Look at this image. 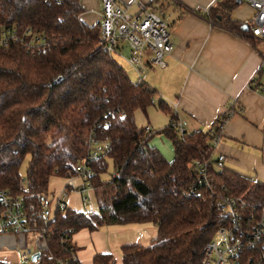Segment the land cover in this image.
I'll return each instance as SVG.
<instances>
[{"label": "trees", "instance_id": "16d2710c", "mask_svg": "<svg viewBox=\"0 0 264 264\" xmlns=\"http://www.w3.org/2000/svg\"><path fill=\"white\" fill-rule=\"evenodd\" d=\"M167 1L153 0L151 6L165 10ZM234 5L212 8L202 16L240 30L228 17ZM82 13L79 0H0V28L19 34L28 29L45 41L40 50L29 52L13 43L0 48V191L20 199L27 215L41 226V202L50 178L75 176L73 166L86 154L94 130L101 146L89 181L98 212L57 210L37 264H56L68 256L63 231L72 230L73 236L83 229L130 224H152L157 236L145 247L123 246V264H202L203 249L218 226L217 212L209 195L186 198L185 192L196 178L194 161L211 155L210 134L180 136L168 124L154 134L171 139L173 160L150 148L154 134L136 126L135 112L146 114L155 105L172 122V108L164 100L155 104L156 90L143 79H130L100 45V23L85 25ZM248 33L240 31L246 37ZM26 157L23 177L20 167ZM108 161L114 174L103 181ZM210 180L220 195L239 196L256 208L264 203L261 183L214 169ZM243 254V264H264V245ZM111 260L98 255L93 263Z\"/></svg>", "mask_w": 264, "mask_h": 264}, {"label": "crops", "instance_id": "0c3cea01", "mask_svg": "<svg viewBox=\"0 0 264 264\" xmlns=\"http://www.w3.org/2000/svg\"><path fill=\"white\" fill-rule=\"evenodd\" d=\"M122 1L131 5V11L136 9L132 4L134 0ZM136 1L151 5L153 0ZM79 2L83 9L81 21L87 26L100 23L102 0ZM232 2L235 5L229 11V20L247 26L254 10L242 1L168 0L164 12L169 11L166 17L172 51L166 58V67L162 70L148 68L143 81L156 90L158 101L164 100L170 108L176 105L178 115L186 122L187 132H209L215 122L231 110L232 116L214 157L218 154L225 156L224 171L264 185V99L255 90L256 86L264 84V54L259 47L264 41L251 37L249 33L247 37L241 35L242 27L240 30L221 27L202 16L212 8L227 10ZM241 6L249 9V17ZM150 107L144 114L147 123L143 127L149 125L156 131L170 124V115L155 105ZM138 112L141 111L135 114ZM155 140L153 138L151 142ZM162 155L170 161L169 152H162ZM67 185L70 187L64 199L67 209L98 212L94 188L78 176L69 179L52 176L48 194L56 197ZM156 236L157 228L152 224L111 225L93 232L80 230L73 235L72 241L79 264H94L93 259L98 255L111 256L110 264H123V246L145 247ZM0 237L10 238L12 235ZM18 251L4 252L0 248V261L17 264Z\"/></svg>", "mask_w": 264, "mask_h": 264}, {"label": "built area", "instance_id": "2783aa9c", "mask_svg": "<svg viewBox=\"0 0 264 264\" xmlns=\"http://www.w3.org/2000/svg\"><path fill=\"white\" fill-rule=\"evenodd\" d=\"M251 6L254 10L252 26L248 28L251 37L264 41V0H240ZM136 7L130 10L131 5L122 0H102L100 19V45L113 58L118 57L138 76L148 68L164 69L166 58L171 54L172 43L169 33V24L166 14L159 6L145 5L134 0ZM44 39L35 35L31 30L21 34L14 29L0 28V48L11 43L19 44L27 52L40 50ZM123 45L129 50L130 55L125 56ZM148 56V58H146ZM116 59V58H115ZM264 99V84L255 88ZM174 120L170 122L180 136L187 133L186 122L178 115L176 105L172 106ZM232 116L228 111L221 116L209 130L212 152L210 157L196 160L193 171L196 175L185 192L186 198L213 199L217 212V229L211 241L203 249L202 264H243V251L256 249L264 245V203L260 208L247 203L239 196L220 195L212 190L210 173L224 169L226 158L222 154L214 157L216 147L224 134L225 126ZM146 135L154 134L149 125L143 127ZM100 141L92 130L86 141V154L73 166V174L80 177L90 186L93 176L92 166L99 156ZM65 178H70L66 173ZM51 197L49 194L41 202V217L43 224L38 226L25 212V206L18 198H13L0 191V235L27 237L33 235L44 244L42 249L36 250L33 246H26L18 251V259L23 264H37L45 247V238L49 232V224L53 222L57 210L65 211L64 202L67 189ZM70 191V190H69ZM62 244L68 256L56 260V264H72L77 261L76 247L73 244L72 230L63 231ZM39 253L36 261L32 257ZM251 262V256H248ZM4 264V263H1Z\"/></svg>", "mask_w": 264, "mask_h": 264}, {"label": "rangeland", "instance_id": "374dc122", "mask_svg": "<svg viewBox=\"0 0 264 264\" xmlns=\"http://www.w3.org/2000/svg\"><path fill=\"white\" fill-rule=\"evenodd\" d=\"M244 7L245 6H241V10L243 11L244 14H246V16L249 17L250 11H249V9L247 10ZM165 14L168 15L169 11H168V13L166 11ZM247 26L251 27L252 26V21L248 20ZM259 47L262 49L263 54H264V43H260ZM123 51H124L123 53H124L125 56H129L130 55L129 50L125 47V45H123ZM115 58L122 65L123 69L126 71V73L128 74V76L130 77V79L132 81H136L137 82L140 79L146 78V72H142V73L139 74L140 76H138L124 62V60H122L121 58H118V57H115ZM146 58H148V56ZM262 71L264 73V64L262 66ZM154 100H155L154 101L155 104H157L158 98L155 97ZM145 123H147V118L145 117V115L142 112L136 113L135 114V124H136V126L140 128V127H143ZM160 129H162V128H160ZM160 129H157L156 131H159ZM153 138H156V140H155L154 143H152L151 140H150L149 143H148L149 147L157 150L161 155H162V152H165V153L169 152V154L171 156L170 157V161H172L173 157H174V150H173V144H172L171 139L164 133H156ZM153 138H151V139H153ZM150 143H151V145H150ZM27 161H28V157H26L24 159V161L22 162V165L20 167V173H21V175L23 177H25V174H26ZM113 174H114L113 164H112V162L108 161L107 171L101 176V179L103 181H109ZM9 236H11V235H9ZM26 246H33L36 250H39V249H42L44 244L41 243L40 241H38L33 235H29L27 237H23V236H19V237L12 236L10 238H1L0 237V248H3L4 252H11V251L17 250V249L22 251ZM1 263L2 262L0 261V264ZM17 264H23V263L17 262Z\"/></svg>", "mask_w": 264, "mask_h": 264}, {"label": "water", "instance_id": "95a60500", "mask_svg": "<svg viewBox=\"0 0 264 264\" xmlns=\"http://www.w3.org/2000/svg\"><path fill=\"white\" fill-rule=\"evenodd\" d=\"M238 1H240V0H238ZM241 30H242V31H247L248 28H247V26H243V27L241 28ZM39 257H40V254H39V253H36V254L32 257V260H33V261H36L37 259H39Z\"/></svg>", "mask_w": 264, "mask_h": 264}]
</instances>
